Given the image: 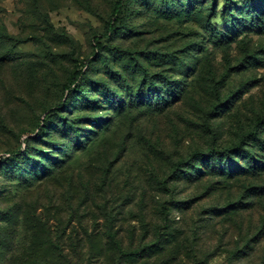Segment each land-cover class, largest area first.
<instances>
[{
    "label": "rangeland",
    "instance_id": "obj_1",
    "mask_svg": "<svg viewBox=\"0 0 264 264\" xmlns=\"http://www.w3.org/2000/svg\"><path fill=\"white\" fill-rule=\"evenodd\" d=\"M123 1L109 35L117 0H0V212L32 205L74 228L85 264H98L88 238L107 225L126 249L155 241L163 218L180 242L218 248L209 264H263L264 0ZM159 95L164 111L139 115ZM65 121L77 130L62 139ZM237 147L227 187L174 182L194 153ZM26 148L35 166L11 163ZM227 202V225L204 226ZM13 226L0 224V264L27 238ZM235 246L245 255L228 257Z\"/></svg>",
    "mask_w": 264,
    "mask_h": 264
},
{
    "label": "trees",
    "instance_id": "obj_2",
    "mask_svg": "<svg viewBox=\"0 0 264 264\" xmlns=\"http://www.w3.org/2000/svg\"><path fill=\"white\" fill-rule=\"evenodd\" d=\"M123 6V0H117L114 4L112 16L115 17V19L113 22L110 21L106 25V34L110 35L113 33L114 21L120 14ZM79 76L80 72L74 73L69 85L66 87L67 91H70V86L77 82ZM167 103H169L168 99L159 95L154 99L153 103L147 106V111H142L147 112V114L141 113L139 115H148L154 111L161 113L166 108L165 104ZM118 107L122 112H131L134 109L139 110L143 105L139 102L135 104L129 102V105L126 106V102L120 101ZM48 114L53 115L51 112ZM74 125L75 123L73 121H65L59 131L60 137L65 139L69 136L71 130L76 131L77 128ZM103 126H101V128ZM38 133L36 134L37 136ZM73 138L74 136L71 137V139ZM89 141H92V138H89ZM78 147L79 144H77L73 150L78 149ZM238 149L239 148L237 147L223 151L211 149L204 152H196L187 160V163H177L173 166V180L174 182H184L186 184L197 185L204 179L209 181L218 179V184L211 183L209 189H214V184L217 185L215 186L216 189H223L228 186L229 182L233 181L238 173H240V169H238L233 160L234 158L232 157V154L235 155L237 152H240ZM30 151L31 149L28 150L26 148L22 152L17 151L16 153H13L12 156H15L10 160L11 163L21 164L20 162H22L23 165L28 163L35 166L34 163L36 161L29 156ZM196 160L200 163L195 166L194 163ZM0 163L5 164V161L0 160ZM223 163H225L226 166H224ZM34 169L35 167H32V172ZM18 172L22 173V176L24 175L20 170H18ZM245 176V172H243L241 178L245 179ZM162 187L167 189L166 184H163ZM209 189L207 191H209L210 195L211 191ZM2 197L3 196L0 194V198ZM234 205V202H227L221 208H212L208 214L202 218L204 220V226H207V228H216L217 219L225 221L221 222L220 225H227L226 222L230 221L232 218V209L234 208ZM16 206L12 209L0 212V217H2L0 224L9 221L13 222L14 226L9 232L11 237H16L19 230L20 232H23V235L27 236V238L22 242V245L17 248H14L15 244H11L10 251L8 250V254L10 255L8 256V260L3 264L86 263L80 250L83 236L80 235L79 232L75 231L74 228L71 229L67 226L62 228L51 226L48 216L39 214L38 208L32 205L22 204L19 207ZM19 219H21L20 223ZM108 219L111 220V217H108ZM165 222L166 218H163L161 223L157 224L153 229H150L149 236H154L155 241L152 240L149 243H144L137 247L132 246L126 249L123 248L124 245L118 236V232L113 230L111 224L107 225L103 236L88 238V241H90V252L95 255L94 260L98 264H100V262L103 264L109 262H111V264H209L210 260L217 256L218 248L212 250L201 249L198 247L199 244L196 242L198 239L195 237L186 239L184 241L185 244L180 242V233L175 231L171 233L167 232L170 231L171 228L169 226L165 227ZM77 223L82 228L79 217ZM144 230H148V228L146 227ZM95 232L96 230H94V233ZM73 236L75 238H73ZM79 237L81 238L79 239ZM6 247H8V245L0 241V259L2 257V251L5 250ZM239 249V246H235V249L232 252V248H229L227 250V256L232 257V255L236 253L245 255L244 251L246 250L241 251V249ZM17 252L20 253L17 254ZM156 259H159L158 261L160 262L157 263Z\"/></svg>",
    "mask_w": 264,
    "mask_h": 264
}]
</instances>
